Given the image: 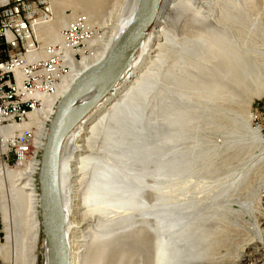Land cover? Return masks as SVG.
I'll return each instance as SVG.
<instances>
[{"label": "bare ground", "instance_id": "bare-ground-1", "mask_svg": "<svg viewBox=\"0 0 264 264\" xmlns=\"http://www.w3.org/2000/svg\"><path fill=\"white\" fill-rule=\"evenodd\" d=\"M48 2L52 19L34 27L39 47L62 44L61 29L81 16H65L68 6L102 36L78 64L54 57L62 79L41 84L52 90L46 102L35 95L40 112L9 120L2 133V264H38L36 157L56 107L146 7ZM67 54L80 58L79 45ZM263 60L264 0L160 1L130 61L86 87L67 114L57 167L68 264H264V143L249 112L264 98ZM30 125L25 159L9 167L7 143ZM43 247L44 264H53L45 235Z\"/></svg>", "mask_w": 264, "mask_h": 264}, {"label": "built area", "instance_id": "built-area-1", "mask_svg": "<svg viewBox=\"0 0 264 264\" xmlns=\"http://www.w3.org/2000/svg\"><path fill=\"white\" fill-rule=\"evenodd\" d=\"M40 19H52L48 0H0V140L9 120L21 121L40 112L35 95L44 94L46 102L52 90L41 91V84L62 79V65H55L54 57L70 58L71 66L78 64L98 47L102 36L93 26L86 27L84 16H78L61 31L62 44L41 48L34 29ZM86 39H94L93 49H86ZM68 45H79L80 58L67 54ZM31 127L8 139L6 158L11 152L15 162L25 159Z\"/></svg>", "mask_w": 264, "mask_h": 264}, {"label": "water", "instance_id": "water-1", "mask_svg": "<svg viewBox=\"0 0 264 264\" xmlns=\"http://www.w3.org/2000/svg\"><path fill=\"white\" fill-rule=\"evenodd\" d=\"M161 0H146L145 10L113 44L107 57L97 66L85 71L71 90L60 100L49 125L37 176L41 218L45 241L53 264H68L67 245L58 210L57 156L67 114L79 94L96 79L107 75L115 63L125 66L152 26ZM65 132V130H64Z\"/></svg>", "mask_w": 264, "mask_h": 264}, {"label": "rangeland", "instance_id": "rangeland-1", "mask_svg": "<svg viewBox=\"0 0 264 264\" xmlns=\"http://www.w3.org/2000/svg\"><path fill=\"white\" fill-rule=\"evenodd\" d=\"M119 9H120V7H118V10ZM117 12L119 13V11H117ZM70 13H72L73 15H81V16H83L82 15L83 14L82 11L78 10L77 13H75L74 12V9H72L71 7H69V6L68 7H65L64 8V14H65V16H68ZM63 28L61 29V31L63 30ZM262 64L264 66V60H263V63ZM249 112H250V117H251V121H250V131H253L254 130L255 132L254 131L253 132L256 134V136L258 138L256 140L264 143V98L262 100H260V101H256L253 104L252 108L249 110ZM246 116L243 119H246ZM70 130H71V128L68 131H70ZM243 131L245 132V129ZM216 141L219 142L220 139L219 138H216ZM253 146H255V145H253ZM223 148H225V147H223ZM223 148H221V150H223ZM32 150H34V148ZM42 152H39L38 156L36 157L37 160H40L41 155H42ZM253 152H254V149H253ZM246 153H248V147L247 146L242 151V155H244ZM238 155L241 158V155L240 154H238ZM32 157H34V156H32ZM31 158H29V159H31ZM2 161L5 162V163H7L9 167L10 166L11 167L12 166H15V164L17 163V162H15V156L11 152H9L7 154V158L5 157L4 159H2ZM38 172H39V170H38ZM37 176H38V173H36V175L34 177H35L36 190L39 193ZM40 219L42 220L41 216H40ZM2 227H3V225H2V223L0 221V244H1V242L3 243L5 241L4 234L2 233ZM43 241H44V235L41 234V238H40V242H39V247H38V255H39L38 264H44L45 248L43 247ZM0 264H2L1 260H0ZM254 264H258V263H254Z\"/></svg>", "mask_w": 264, "mask_h": 264}]
</instances>
